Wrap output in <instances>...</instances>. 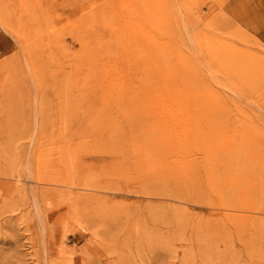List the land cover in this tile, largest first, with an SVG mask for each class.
I'll return each mask as SVG.
<instances>
[{
  "label": "rangeland",
  "instance_id": "1",
  "mask_svg": "<svg viewBox=\"0 0 264 264\" xmlns=\"http://www.w3.org/2000/svg\"><path fill=\"white\" fill-rule=\"evenodd\" d=\"M259 2L0 0V264H264Z\"/></svg>",
  "mask_w": 264,
  "mask_h": 264
},
{
  "label": "crops",
  "instance_id": "2",
  "mask_svg": "<svg viewBox=\"0 0 264 264\" xmlns=\"http://www.w3.org/2000/svg\"><path fill=\"white\" fill-rule=\"evenodd\" d=\"M261 8L255 11L252 15H257L261 17L257 22V32L261 38H264V0H260ZM13 42L11 38L0 29V58L8 55L13 50Z\"/></svg>",
  "mask_w": 264,
  "mask_h": 264
},
{
  "label": "bare ground",
  "instance_id": "3",
  "mask_svg": "<svg viewBox=\"0 0 264 264\" xmlns=\"http://www.w3.org/2000/svg\"><path fill=\"white\" fill-rule=\"evenodd\" d=\"M162 4V3H161ZM165 9V8H164ZM167 9V8H166ZM191 41V40H190ZM233 63V62H232ZM234 66V65H233ZM235 67V66H234ZM240 72V71H239ZM240 74V73H239ZM238 77V76H237ZM173 86V85H172ZM178 91V90H177ZM173 95H175V93L173 94ZM180 95V94H179ZM175 102H177L178 104H179V109H180V112L182 113V112H185V110L184 111H181L182 110V105L185 103V99L183 100V98H182V100L181 99H176L175 100ZM167 110H168V107H167ZM168 112V111H167ZM168 113H170V112H168ZM164 132V131H163Z\"/></svg>",
  "mask_w": 264,
  "mask_h": 264
}]
</instances>
